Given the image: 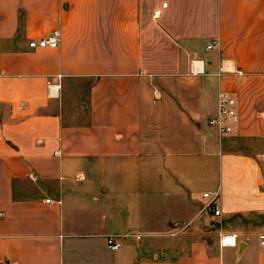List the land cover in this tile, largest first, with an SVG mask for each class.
<instances>
[{
    "label": "crops",
    "instance_id": "obj_1",
    "mask_svg": "<svg viewBox=\"0 0 264 264\" xmlns=\"http://www.w3.org/2000/svg\"><path fill=\"white\" fill-rule=\"evenodd\" d=\"M261 235L264 0H0V264H264Z\"/></svg>",
    "mask_w": 264,
    "mask_h": 264
},
{
    "label": "built area",
    "instance_id": "obj_2",
    "mask_svg": "<svg viewBox=\"0 0 264 264\" xmlns=\"http://www.w3.org/2000/svg\"><path fill=\"white\" fill-rule=\"evenodd\" d=\"M59 39L60 32L56 30L42 39L32 40L30 42V48H56L59 43ZM210 48H212V45L209 46V49ZM194 73H200V69L197 68ZM237 73L242 74L241 72ZM236 106L237 102L231 95L227 93H222L220 95L218 103V115L217 117L209 119L208 121L210 126L216 127L219 137H224L231 134L234 126L238 123L239 115L236 110ZM204 198L210 199V202L207 205V210L211 212L215 217H219L221 215V211L217 207V194L214 196L210 194H204ZM260 238L262 240V245H264V235H261ZM107 244L108 247L113 251L119 249V244L116 242L114 237H109L107 239Z\"/></svg>",
    "mask_w": 264,
    "mask_h": 264
},
{
    "label": "rangeland",
    "instance_id": "obj_3",
    "mask_svg": "<svg viewBox=\"0 0 264 264\" xmlns=\"http://www.w3.org/2000/svg\"><path fill=\"white\" fill-rule=\"evenodd\" d=\"M209 231H212L213 233H216V232H218L217 230H221V228H215V227H213V228H211V226L209 225V227L207 228ZM220 233V232H219ZM210 238V237H209Z\"/></svg>",
    "mask_w": 264,
    "mask_h": 264
}]
</instances>
